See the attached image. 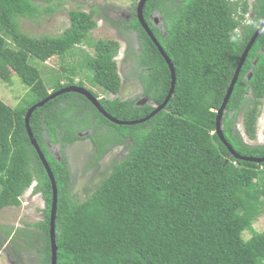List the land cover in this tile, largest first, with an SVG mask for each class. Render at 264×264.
I'll return each instance as SVG.
<instances>
[{
    "label": "trees",
    "instance_id": "16d2710c",
    "mask_svg": "<svg viewBox=\"0 0 264 264\" xmlns=\"http://www.w3.org/2000/svg\"><path fill=\"white\" fill-rule=\"evenodd\" d=\"M62 1L0 0V76L9 67L29 88L15 107L0 99V210L18 206L19 196L36 180L34 192L42 196L44 208L43 219L32 223L40 239L35 264H50L52 188L24 117L29 107L73 81L68 77L53 82L51 76L49 91L28 59L44 62L70 55L78 45L91 46L93 55L79 52L80 65L89 69L91 85L115 95L99 98L102 108L124 121L148 115L162 103L171 81L165 59L136 16L122 22L124 30L138 34V49L128 47L125 52L139 65L142 95L149 100L143 104L116 96L120 44L90 37L97 26L96 7L68 9L69 25L57 35L32 36L20 29L21 18L50 15ZM155 8L164 19V34L150 25ZM247 11L246 0H147L143 17L173 63L176 80L165 107L143 122L109 120L77 92L58 95L34 109L30 127L57 186L56 264H264V230L253 227L264 216V161L235 157L215 130L217 110L241 53L264 16V0L253 1L244 23ZM263 98L264 27L219 121L223 137L242 156L264 157V145L244 142L234 129L242 109L245 134L256 136ZM82 137L92 142L93 161L114 145H127V152L78 199L71 190L64 150ZM47 142L59 146L57 154Z\"/></svg>",
    "mask_w": 264,
    "mask_h": 264
},
{
    "label": "rangeland",
    "instance_id": "374dc122",
    "mask_svg": "<svg viewBox=\"0 0 264 264\" xmlns=\"http://www.w3.org/2000/svg\"><path fill=\"white\" fill-rule=\"evenodd\" d=\"M137 0H63L58 4V9L50 14H44L38 19L21 18L20 29L32 36L40 35H57L60 34L68 25V9L82 8L89 10L91 6L99 10L100 15L94 18L97 21L95 29L90 31V37L96 39H113L120 44L119 51L115 57L117 71L120 76L121 85L118 96L121 100H141L142 83L139 79V65L134 56L126 55V47L138 49L139 44L136 39L137 34L134 31L126 32L121 23L127 13L134 8V2ZM249 9H252V2L248 0ZM59 0H53L52 4L58 3ZM103 7V9H102ZM102 9V11L100 10ZM251 11V10H250ZM101 12V13H100ZM160 16L159 13L156 14ZM248 18V13L245 14ZM161 31L165 29L164 22ZM74 52L64 57L52 56L42 62L30 57L29 63L36 66L41 73L42 78L47 82L49 91L52 89V80L61 82L68 81V77L74 79L75 83H81L86 88L94 91L99 98H112L115 95L105 92L98 86L89 83V69L83 62L82 55L79 52L86 51L93 55V48L89 45L81 44L74 48ZM83 50V51H82ZM69 68L74 69L70 73ZM53 77L50 80V77ZM66 76V77H65ZM8 78V79H6ZM83 82V83H82ZM28 87L21 81L20 77L9 67L0 76V99L10 107L17 106L21 99L27 95ZM242 109L234 118V129L240 138L250 145H264V98L260 105V113L256 123V136L249 138L245 134L243 127ZM85 132L81 133L84 136ZM52 154L58 153L57 144H49ZM93 145L89 138L82 137L72 144L65 147V156L70 170L72 185L71 190L78 199H83L86 193H89L101 178L106 175L107 169L112 162L119 160L125 152L127 145H114L103 156L93 161ZM35 181L33 180V183ZM20 204L18 206L5 207L0 210V264H35L39 257L37 249L40 239L39 230L32 225L43 219L44 202L40 193L26 190L19 196ZM253 227L256 230H264V216L255 220ZM250 235L246 233L245 237Z\"/></svg>",
    "mask_w": 264,
    "mask_h": 264
},
{
    "label": "water",
    "instance_id": "95a60500",
    "mask_svg": "<svg viewBox=\"0 0 264 264\" xmlns=\"http://www.w3.org/2000/svg\"><path fill=\"white\" fill-rule=\"evenodd\" d=\"M147 0H138L137 5H136V12H137V17L138 20L140 22V24L142 25V27L144 28V30L147 32V34L149 35L150 39L152 40V42L157 46L159 52L161 53L162 57L165 59L169 70H170V76H171V81H170V88L169 91L167 93V95L165 96L164 100L162 101V103H160L159 105H156L155 108L145 117L139 119V120H131V121H124V120H119L116 119L114 117H112L110 114H108L101 106L99 100L97 97H95L88 89H86L85 87L82 86H78V85H67L65 87H62L52 93H50L46 98L42 99L41 101H38L37 103H35L34 105H32L31 107L28 108L25 117H24V123H25V128H26V132L27 135L29 137L30 143L31 145L34 147L40 161L42 162L45 171L48 175V178L50 180L51 183V188H52V203H51V208H50V219H49V240H50V264H56V250H57V246L55 243V214H56V208H57V186H56V182H55V178L54 175L51 171V168L44 156V154L42 153L39 144L37 143L35 137L33 136L31 127H30V116L32 114V112L34 111L35 108L37 107H41L42 105H44L48 100L55 98L58 95L67 93V92H77L82 94L83 96H85L94 106L95 108L102 113L107 119L112 120L114 122L117 123H121V124H134L137 122H143L144 120L149 119L151 116H153L156 112H158L159 110L163 109L166 105V103L168 102L170 96L173 93L174 90V85H175V68L173 66V63L171 62L170 58L167 56V54L165 53V51L163 50V48L161 47V45L159 44L158 40L156 39V37L153 35L151 29L149 28L147 22L145 21L144 17H143V7L144 4L146 3ZM264 27V16L262 18V20L260 21V23L258 24L256 30L254 31V33L251 35V37L249 38L248 42L246 43V46L243 50V52L241 53L240 59L237 63L236 69L234 71L233 77L229 83V86L226 90V94L223 98V101L221 103L220 108L217 110V115H216V122H215V130L217 132V134L219 135L220 139L222 140V142L226 145V147L228 148V150L237 158H242L244 160H249V161H254L256 163H260L262 161H264V157H255V156H242L239 153H237L232 146L226 141V139L223 137L222 135V131L219 125V121H220V117L222 115V112L227 104V101L232 93L234 84L237 80V77L239 75L241 66L247 56V53L250 49V47L252 46L253 42L255 41L256 37L258 36V34L260 33L261 29ZM251 75V72L249 73V76ZM145 102L149 103V100L146 96L143 97L142 101H138L137 104H143ZM82 132H80L79 134L81 135ZM88 131H85L84 134H87Z\"/></svg>",
    "mask_w": 264,
    "mask_h": 264
},
{
    "label": "flooded vegetation",
    "instance_id": "af4514ba",
    "mask_svg": "<svg viewBox=\"0 0 264 264\" xmlns=\"http://www.w3.org/2000/svg\"><path fill=\"white\" fill-rule=\"evenodd\" d=\"M147 2V1H146ZM136 2H134V8H133V10L130 12V13H127V16L125 15V17H124V21H129V20H131V18L133 17V16H136L137 17V12H136ZM145 5V4H144ZM167 6H170V4H167ZM144 8V7H143ZM90 9V8H89ZM102 9H103V7H102ZM102 9L100 8V10L102 11ZM142 12H143V10H142ZM101 13V12H100ZM157 13H159L160 14V16L159 17H157ZM98 16V15H100L99 14V10H98V12H97V14H95L94 15V17L95 16ZM137 19H138V17H137ZM149 19H150V25L153 27H156L157 29H159V30H161L160 28L161 27H163V22H164V19H163V17H162V14L160 13V11H159V9H157V8H155L153 11H152V13L151 14H149ZM146 21V20H145ZM147 22V21H146ZM147 24H148V22H147ZM141 25V24H140ZM150 25L148 24V26H149V28L151 29V27H150ZM121 26L123 27V22L121 23ZM123 29H125L124 27H123ZM165 30V29H164ZM164 30L162 31V33L164 34L165 32H164ZM131 31V30H130ZM145 31V30H144ZM152 31V30H151ZM126 32H129V30H126ZM147 33V32H146ZM153 33V32H152ZM137 34V33H136ZM138 35V34H137ZM154 35V34H153ZM149 36V35H148ZM155 36V35H154ZM156 37V36H155ZM157 39V38H156ZM139 44V43H138ZM126 48H128V47H126ZM125 51H126V49H125ZM125 54H126V52H125ZM72 81H73V84H71V85H78V86H82V87H85L84 85H80L79 83L77 84V83H75V81H74V79H72ZM141 82V81H140ZM83 83V82H82ZM86 88V87H85ZM86 89H88V88H86ZM89 90V89H88ZM142 92H143V90H142ZM68 93V92H67ZM131 100H133V99H131ZM138 101H140V100H136V102H138ZM141 101H142V99H141ZM13 262V264H14V262L15 261H12Z\"/></svg>",
    "mask_w": 264,
    "mask_h": 264
},
{
    "label": "clouds",
    "instance_id": "9594fccd",
    "mask_svg": "<svg viewBox=\"0 0 264 264\" xmlns=\"http://www.w3.org/2000/svg\"><path fill=\"white\" fill-rule=\"evenodd\" d=\"M228 1H230V2H236V1H238V0H228ZM248 3H249V1L248 0H246ZM138 2V0L136 1V3ZM252 4H253V2H252ZM137 5V4H136ZM250 10H251V8L249 9V11H247L245 14H247L248 13V16L250 17ZM245 14H244V20L242 21V22H248L249 21V17L248 18H246L245 17ZM165 27V26H164ZM96 97V96H95ZM97 98H98V100H99V97L97 96ZM35 182L33 183H31L30 184V186L26 189V190H28V189H30V193H32V192H34V186H35V184H36V180H34ZM25 190V191H26ZM35 193H39V192H35ZM44 202V201H43Z\"/></svg>",
    "mask_w": 264,
    "mask_h": 264
}]
</instances>
